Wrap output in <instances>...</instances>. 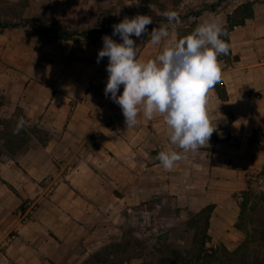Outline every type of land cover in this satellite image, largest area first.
<instances>
[{
  "label": "crops",
  "instance_id": "1",
  "mask_svg": "<svg viewBox=\"0 0 264 264\" xmlns=\"http://www.w3.org/2000/svg\"><path fill=\"white\" fill-rule=\"evenodd\" d=\"M0 2L9 9L0 21L22 24L0 30V264H83L120 240L135 206L155 199L196 212L212 205L211 240L237 248L241 194L264 168V0H200L192 11L199 13L194 29L223 28L245 4L251 15L228 32L230 57L218 58L226 97L214 88L206 106L215 131L188 153L170 143L159 114L148 120L141 112L126 128L120 106L104 94L108 58L97 63L102 37L122 43L112 33L125 17L152 18L146 33L130 37L141 62L191 34L189 24L162 15L176 12V0ZM34 17L48 28L32 26ZM67 17L99 29L83 41L58 36L50 26ZM162 25L169 37L151 45L152 29ZM161 151L184 158L165 169L156 159ZM28 203L30 219L20 224L16 212Z\"/></svg>",
  "mask_w": 264,
  "mask_h": 264
},
{
  "label": "clouds",
  "instance_id": "2",
  "mask_svg": "<svg viewBox=\"0 0 264 264\" xmlns=\"http://www.w3.org/2000/svg\"><path fill=\"white\" fill-rule=\"evenodd\" d=\"M162 15L170 23H179L175 11H165ZM152 23L147 15L125 17L113 25L112 33L122 43L107 35L102 37L103 49L98 53L97 63L108 58L104 94H110L111 100L120 106L126 128L137 124L141 112L148 120L159 114L168 128L170 143L183 153L196 152L208 144L215 131L206 106L209 92L222 80L218 57L230 52V43L221 39L227 32L215 22L199 24L174 46L163 47L155 59L141 62L130 37H141ZM168 37V28L162 25L152 29L148 43L159 45ZM121 85L123 92L118 95ZM22 124L23 121L18 130ZM183 158L176 151H161L156 156L169 170Z\"/></svg>",
  "mask_w": 264,
  "mask_h": 264
},
{
  "label": "rangeland",
  "instance_id": "3",
  "mask_svg": "<svg viewBox=\"0 0 264 264\" xmlns=\"http://www.w3.org/2000/svg\"><path fill=\"white\" fill-rule=\"evenodd\" d=\"M84 1L88 3L89 0ZM0 5L1 12L9 11L3 6L4 3L0 2ZM69 17L61 18L50 26L58 36L83 41L86 34L99 29L98 25L85 24L84 18L74 20ZM31 21H34L32 26L40 30L42 27L48 28L46 24L42 26L39 18L34 17ZM0 23L13 22L3 20ZM245 197L246 210L235 223L239 245L251 244L257 221L256 217L250 216L264 215V168L253 174L247 190L241 194V201ZM159 203L158 199L144 201L126 215L122 237L119 241L113 239L100 256L103 264H223V260L215 257L206 258L207 253L221 243L212 241L213 236L205 232L204 215L201 216L200 211L179 207L174 200L163 206H159ZM249 213L252 214L249 216ZM235 249L226 248L228 252Z\"/></svg>",
  "mask_w": 264,
  "mask_h": 264
},
{
  "label": "trees",
  "instance_id": "4",
  "mask_svg": "<svg viewBox=\"0 0 264 264\" xmlns=\"http://www.w3.org/2000/svg\"><path fill=\"white\" fill-rule=\"evenodd\" d=\"M195 18L199 15V13H193ZM251 15L250 13V5L245 4L236 9L232 15L227 16V25L223 27V29L228 32L233 28L235 25H242L244 23V18L249 17ZM187 16L184 18L186 19ZM29 24V23H28ZM30 25V24H29ZM18 26H22L21 23H0V30L5 28H16ZM189 27L191 29H194L195 27V21L191 22L189 24ZM221 39H224L226 42L229 43L228 37L223 36ZM230 57V52L227 56H223L219 59L227 60ZM215 90L217 91L219 97L225 99V90L223 88L222 83L220 82L215 86ZM247 199L246 197L242 199L240 203V211L239 216L240 217L243 213V211L246 210V202L244 200ZM21 208V207H20ZM213 210V206H207L203 210H201L200 214L201 216L204 215V228L205 232H207L209 227V217ZM252 211V209H247ZM252 213H249V216ZM258 216V217H257ZM252 217H256L257 225L253 230L252 235V241L251 244L243 243L239 245L235 250L228 252L226 250V247L223 245H217L214 249H211L210 253H207L206 258H212L215 257L216 259L223 260V264H264V251L262 249L264 248V215L258 214V215H251ZM205 244V243H204ZM107 248L104 247L96 252H94L89 258H87L83 264H103L104 260L100 258L102 255V252L105 251ZM97 255V257H93ZM93 257V258H92ZM98 258V259H96ZM93 261V262H92Z\"/></svg>",
  "mask_w": 264,
  "mask_h": 264
},
{
  "label": "built area",
  "instance_id": "5",
  "mask_svg": "<svg viewBox=\"0 0 264 264\" xmlns=\"http://www.w3.org/2000/svg\"><path fill=\"white\" fill-rule=\"evenodd\" d=\"M200 0H177V5H176V12L178 13L179 16V22L182 26H186L190 24L191 22L195 21V16L193 15V10L197 8L199 5ZM187 16L186 19H184ZM219 56L218 58H221ZM94 117L97 118L98 121H101L104 124L109 123L108 119H105L102 117V115L95 114ZM34 207L31 204L23 205L21 208H19L16 212V217L18 220V223L24 224L29 221L30 215H31V210ZM15 230L10 232L8 236L6 237V241H11L15 238Z\"/></svg>",
  "mask_w": 264,
  "mask_h": 264
}]
</instances>
